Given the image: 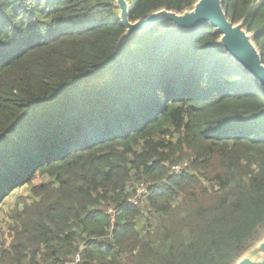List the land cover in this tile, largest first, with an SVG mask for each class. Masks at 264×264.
I'll use <instances>...</instances> for the list:
<instances>
[{
	"label": "trees",
	"instance_id": "trees-1",
	"mask_svg": "<svg viewBox=\"0 0 264 264\" xmlns=\"http://www.w3.org/2000/svg\"><path fill=\"white\" fill-rule=\"evenodd\" d=\"M224 9L264 64V0ZM125 33L115 0H0V205L30 186L0 264H236L264 240V90L209 26Z\"/></svg>",
	"mask_w": 264,
	"mask_h": 264
},
{
	"label": "water",
	"instance_id": "water-1",
	"mask_svg": "<svg viewBox=\"0 0 264 264\" xmlns=\"http://www.w3.org/2000/svg\"><path fill=\"white\" fill-rule=\"evenodd\" d=\"M115 6L119 20L126 28L124 40L146 32L161 22H170L174 29L185 32H195L205 26L215 29L226 55L264 90L262 56L243 23L234 24L228 19L224 0H198L191 10L182 14L160 10L136 22H132L130 18L129 0H115ZM258 250L261 252V259L243 257L238 264H264V240L259 243Z\"/></svg>",
	"mask_w": 264,
	"mask_h": 264
},
{
	"label": "rangeland",
	"instance_id": "rangeland-1",
	"mask_svg": "<svg viewBox=\"0 0 264 264\" xmlns=\"http://www.w3.org/2000/svg\"><path fill=\"white\" fill-rule=\"evenodd\" d=\"M252 35V34H251ZM253 38V36H252ZM38 181H35V184ZM29 189L30 186L24 187V188H17L15 189L14 192H12L10 194V196H8L6 199H4L3 203L0 205V228L3 231V240H5L6 243L11 241V231L9 229V225L8 223V218H9V214H10V208H12L14 206V204H16V199L18 197H27L29 194ZM137 195L133 198H136ZM144 200V198L139 197V201ZM111 210H108V213ZM140 226H142L144 224V221H140L139 222ZM263 241V240H262ZM8 245V244H7ZM258 246L259 244H257L255 247H253L251 249V251L248 252V254L244 257H249L253 260H259L261 259V252L258 250ZM241 260V259H240ZM239 260V261H240ZM238 261V262H239ZM238 262L236 264H238Z\"/></svg>",
	"mask_w": 264,
	"mask_h": 264
},
{
	"label": "built area",
	"instance_id": "built-area-1",
	"mask_svg": "<svg viewBox=\"0 0 264 264\" xmlns=\"http://www.w3.org/2000/svg\"><path fill=\"white\" fill-rule=\"evenodd\" d=\"M187 167V165L186 164H183V165H179V166H174L172 169V171L175 173V174H180L181 172H182V170H184L185 168ZM135 193H136V195H137V197L136 198H131L129 201L133 204V205H138V203L140 202L139 201V197H141V198H145L146 197V195H147V193H148V186L146 185V184H141V185H139L137 188H136V190H135ZM135 195V196H136ZM134 196V197H135ZM109 213H111V211L109 212ZM80 260H81V257L78 255V256H76V258H75V261L74 262H70V263H68V264H78L79 262H80Z\"/></svg>",
	"mask_w": 264,
	"mask_h": 264
}]
</instances>
